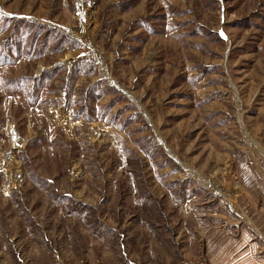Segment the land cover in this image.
I'll use <instances>...</instances> for the list:
<instances>
[{
	"label": "rangeland",
	"instance_id": "obj_1",
	"mask_svg": "<svg viewBox=\"0 0 264 264\" xmlns=\"http://www.w3.org/2000/svg\"><path fill=\"white\" fill-rule=\"evenodd\" d=\"M263 212L264 0H0V264H264Z\"/></svg>",
	"mask_w": 264,
	"mask_h": 264
},
{
	"label": "crops",
	"instance_id": "obj_2",
	"mask_svg": "<svg viewBox=\"0 0 264 264\" xmlns=\"http://www.w3.org/2000/svg\"><path fill=\"white\" fill-rule=\"evenodd\" d=\"M256 218H259V216H256ZM263 221L264 223V212L261 215V218H259ZM247 241V240H245ZM246 243V242H244ZM255 243H249L248 244H244L243 248H241L238 252L240 253L239 255L241 256V251L244 250L245 252L242 253V258L239 261V264H259L257 263V260H255V257L253 256L252 252H254L258 247L257 245H254Z\"/></svg>",
	"mask_w": 264,
	"mask_h": 264
}]
</instances>
